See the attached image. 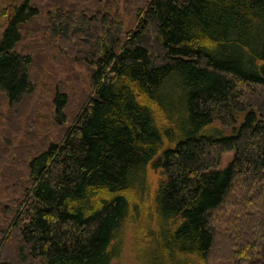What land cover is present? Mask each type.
<instances>
[{
  "label": "trees",
  "instance_id": "16d2710c",
  "mask_svg": "<svg viewBox=\"0 0 264 264\" xmlns=\"http://www.w3.org/2000/svg\"><path fill=\"white\" fill-rule=\"evenodd\" d=\"M10 10L0 264H114L138 227L145 264H264V0Z\"/></svg>",
  "mask_w": 264,
  "mask_h": 264
},
{
  "label": "rangeland",
  "instance_id": "374dc122",
  "mask_svg": "<svg viewBox=\"0 0 264 264\" xmlns=\"http://www.w3.org/2000/svg\"><path fill=\"white\" fill-rule=\"evenodd\" d=\"M20 1L21 0H0V5L1 6H7L8 7V13H9L11 11L10 10L11 6L15 3L16 4L19 3ZM8 13L0 16V35H1L5 25L7 23ZM52 42H51V49L54 48L53 47L54 45H52ZM72 66H73L72 68L74 69V64ZM1 106H2V108H4L5 102H2ZM241 113L242 112H240L239 116L237 117L236 122H234L232 125H223L218 120H214L206 128V133L216 135L219 133L232 132L234 130L233 128L235 126H237V124L239 123ZM13 132L15 133L14 136H17L20 133L18 131V129H14ZM15 138L13 137L12 141H14ZM232 152H233L232 149L225 150L224 152H222L221 166L225 165V163L231 158ZM158 171H159L158 168L148 170V173H147L148 180H149L148 183H150L151 185H153V183H154V181L158 175L157 174ZM144 232L145 231H143V228L140 229L139 227L135 228V229L133 228L132 230H130V228H129L128 230H126L124 232V234L122 236L120 248H119V253L117 254L116 257L113 258L114 264H145V263L141 262L139 259H141V256H142V258L145 257L144 251L147 248L143 247L142 245H139L137 243V238H136V234H142V236L145 237L146 235Z\"/></svg>",
  "mask_w": 264,
  "mask_h": 264
}]
</instances>
